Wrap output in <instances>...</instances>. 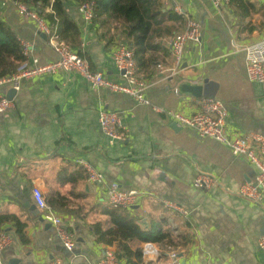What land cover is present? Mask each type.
Returning a JSON list of instances; mask_svg holds the SVG:
<instances>
[{
  "label": "crops",
  "instance_id": "crops-1",
  "mask_svg": "<svg viewBox=\"0 0 264 264\" xmlns=\"http://www.w3.org/2000/svg\"><path fill=\"white\" fill-rule=\"evenodd\" d=\"M62 1L76 30L58 33L61 40L79 51L92 71L125 84L112 52L116 43L130 49L128 39L99 22L85 23L80 5ZM1 4L2 0L0 19L19 41L28 43L30 53L23 63L55 60L56 54L35 24L20 19L9 3ZM174 6L197 21L202 30L200 44H185L177 71H173L169 40L183 30L185 20L174 12ZM161 10L180 19L160 26L161 31L164 26H172L173 31L155 37L156 48L144 55L142 66L137 65V76L148 85L144 93L151 105L190 115L196 110V98L180 96L174 90L183 80L201 81L202 97L212 96L224 103L230 134L264 136V83L248 80L243 49L264 38V0L229 1L220 10L210 0H161ZM45 12L52 10L48 7ZM5 91L0 88V94ZM12 103L0 114V214L14 215L27 227L25 241L13 222L0 227V233L11 240L2 253L5 264H47L55 258L62 264H96L105 248L116 251L115 243L94 241L89 232L93 217L61 213L64 228L75 239L74 250L67 252L54 227L34 205V183L45 196L50 187L66 195L71 205L88 204L86 211L90 205L106 203L104 188L87 183L76 159L88 162L106 184L115 182L123 191L141 192L129 213L142 229L148 230L152 220L165 222L175 247L164 250L145 242L153 244L159 255L143 258L141 254L139 264H166L171 252L185 264H264V249L258 246V239L264 236V196L261 204H255L237 194L255 175L245 157L233 156L223 144L200 138L194 130L176 125L151 106L135 104L125 94L93 89L73 73L23 80ZM100 110L122 114L125 137L112 146L99 129ZM63 170L78 177L77 182L59 187L58 174ZM200 174L214 176L217 184L194 188L193 181ZM80 194L87 197L80 200L76 197ZM164 202L179 206L186 214ZM128 243L132 250L145 244Z\"/></svg>",
  "mask_w": 264,
  "mask_h": 264
},
{
  "label": "built area",
  "instance_id": "built-area-1",
  "mask_svg": "<svg viewBox=\"0 0 264 264\" xmlns=\"http://www.w3.org/2000/svg\"><path fill=\"white\" fill-rule=\"evenodd\" d=\"M210 2L217 10L229 4V0H210ZM7 3L13 7L15 14L20 19L34 23L37 30L46 36L50 48L56 54V59L46 63H39L37 59H33L30 65L23 63V61L15 73L1 78L0 88L6 91L4 94H0V114L13 105L12 100L6 98V92L12 89L17 93L23 80L44 75H56L59 72L76 74L93 89H106L111 92L125 94L135 104L151 106L153 111L170 118L176 125L194 130L200 138H210L223 144L233 156L245 157L255 170V175L252 181L243 183L238 188L237 194L247 201L261 204L264 196V136L254 132L230 134L226 129L227 110L222 101L212 96L196 98L194 99L196 110L190 115H186L181 111L152 106L144 93L148 85L137 76V65L131 49L120 43L113 46L112 60L125 84L112 82L101 73L92 71L88 62L61 40L56 27L49 26V23L30 4L21 0H2L1 5ZM95 7L96 4L93 1L84 2L79 6V12L85 23H92ZM173 10L185 20L183 30L173 35L169 40L170 57L174 65L173 71H177L181 64L185 44H200L202 30L201 25L185 14L180 7L174 6ZM20 44L22 54L27 58L30 53L28 43L20 41ZM243 49L248 80L255 83H264V38L246 45ZM174 92L177 94L176 89ZM98 123L100 132L107 138L110 146L116 141L124 139L126 128L123 125L121 113L100 110ZM75 163L84 170L88 184L104 188L105 202L110 206L130 210L141 198L142 194L139 191H123L115 182L106 184L104 176L88 162L76 159ZM215 184H217L216 178L208 174H200L193 181V187L198 189H207ZM31 190L34 205L40 212L42 219L54 227L56 237L63 248L67 252H72L75 239L64 228L63 215L47 204L44 192L39 185L34 183ZM164 205L176 209L184 215L186 214L179 206L171 202H164ZM10 243L9 236L0 233V264H5L2 253L10 246ZM258 246L264 249V236L258 239ZM141 253L143 258H156L159 255L158 249L150 243H145L142 246ZM47 264H62V261L55 258ZM96 264H120V262L116 258L114 249L105 248ZM166 264L185 263L180 261L175 252H171L169 261Z\"/></svg>",
  "mask_w": 264,
  "mask_h": 264
},
{
  "label": "trees",
  "instance_id": "trees-1",
  "mask_svg": "<svg viewBox=\"0 0 264 264\" xmlns=\"http://www.w3.org/2000/svg\"><path fill=\"white\" fill-rule=\"evenodd\" d=\"M30 4L51 27H56L62 34L69 30H76L75 25L69 19L62 0H21ZM78 5L87 1L96 4L94 9L93 24L99 22L101 27L114 30L116 34L128 39V47L133 51L136 65L142 66L144 55L156 46L153 44L155 37L168 36L173 31L172 26H160L166 22H175L180 18L171 11L162 12L161 0H73ZM234 3L236 0H229ZM50 8L52 13H46ZM113 38V37H112ZM110 44V41H107ZM84 59V56L77 51ZM25 60L22 54V46L16 34L0 19V79L15 73L20 64ZM80 173L84 174L82 168ZM78 177L67 174L64 170L58 174V185L63 187L68 183H76ZM80 200L87 197L86 194L76 196ZM47 204L62 214H73L77 218L93 217L89 223V232L97 243L111 245L116 244V258L125 264H139L141 261V249L132 250L130 243L151 242L164 250L175 247L174 238L166 228L163 220H152L148 230L142 229L131 216L129 210L112 207L107 203L97 206L88 204L71 205L66 195L54 191L49 187V193L45 196ZM6 222H13L16 233L25 241L23 231L27 223L10 214H0V227Z\"/></svg>",
  "mask_w": 264,
  "mask_h": 264
},
{
  "label": "water",
  "instance_id": "water-1",
  "mask_svg": "<svg viewBox=\"0 0 264 264\" xmlns=\"http://www.w3.org/2000/svg\"><path fill=\"white\" fill-rule=\"evenodd\" d=\"M44 37H46L44 34H42ZM177 94L180 96H189L192 98H200L203 95L202 92V82H191L188 80H183L177 87ZM16 92L12 89H9L6 92V98L8 100H13ZM9 264H15L14 261H11Z\"/></svg>",
  "mask_w": 264,
  "mask_h": 264
}]
</instances>
